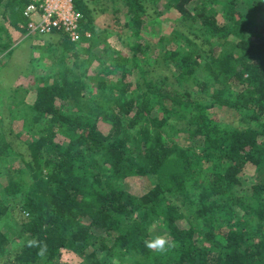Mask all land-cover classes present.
Masks as SVG:
<instances>
[{"label": "trees", "instance_id": "16d2710c", "mask_svg": "<svg viewBox=\"0 0 264 264\" xmlns=\"http://www.w3.org/2000/svg\"><path fill=\"white\" fill-rule=\"evenodd\" d=\"M121 1V30L135 38L127 48L98 34L88 0H74L92 38L73 44L58 36L51 46L52 68L35 76L34 116L22 118L33 138L29 156L0 130V257L8 264H62L64 253L76 257L71 264H264V0ZM27 3L0 0L18 31ZM160 5L175 10L188 32L162 51L143 36ZM155 50L170 77L151 70ZM180 50L187 54L176 61ZM217 109L235 112L240 125L219 124ZM132 178L151 184L136 194L127 186ZM155 236L171 247L146 248Z\"/></svg>", "mask_w": 264, "mask_h": 264}, {"label": "rangeland", "instance_id": "374dc122", "mask_svg": "<svg viewBox=\"0 0 264 264\" xmlns=\"http://www.w3.org/2000/svg\"><path fill=\"white\" fill-rule=\"evenodd\" d=\"M88 2L93 10L98 34L105 36L112 44H115L121 38L125 41L126 48L131 47L135 38L133 36L127 37L126 32L121 30L126 22L124 3L121 0H88ZM161 5L165 4L161 3ZM161 5L157 9L159 14H154L155 17L152 16L149 19V24L143 29V36L144 40L151 46H156L155 49L162 51L164 50L162 47L168 49L176 47V44L171 43L174 39L182 43L179 37L180 34H188V32L181 24L180 16L175 10ZM153 7L154 5H151V8ZM117 9L120 11H117ZM7 17L0 11V119L2 120L0 130L12 144L16 153L28 157L30 153L28 144L32 142L33 138L29 135V130L23 127L22 118L34 116L30 106L34 99L33 91H35L37 85L35 76L40 74L41 70L46 68L45 66L52 68L48 57H50L51 46L54 47L53 45L58 43V36H35L22 41V33L11 25ZM55 48L58 49L57 46ZM126 48L124 51L128 53ZM118 49H122V47L119 46ZM44 53H47V57L42 63L43 65L35 69V73H33L32 62ZM158 53L156 50L151 53L153 60L151 70L156 71L157 77H170L172 71L166 68L165 62L162 61L165 58L162 59V56ZM186 54V51L180 50V55L176 61H180ZM171 82L174 81L171 80ZM187 83L195 88L197 77L190 78ZM12 92H18L13 97L16 101L12 99L15 111L8 108ZM211 115L221 125L228 127L240 125L239 116L233 111L217 109ZM248 173L254 176L255 168H248ZM5 183L6 177L0 176V190L2 193L5 192V188L2 187V185L5 186ZM150 184L149 180L143 178H132L127 182L129 190L136 194L144 193ZM12 254L11 249L8 251V255ZM74 261H76V257L70 253H64L61 259L62 264H71ZM0 264H8V259L0 257Z\"/></svg>", "mask_w": 264, "mask_h": 264}, {"label": "built area", "instance_id": "2783aa9c", "mask_svg": "<svg viewBox=\"0 0 264 264\" xmlns=\"http://www.w3.org/2000/svg\"><path fill=\"white\" fill-rule=\"evenodd\" d=\"M82 20L74 0H28L18 28L22 41L35 36H63L76 44L92 38L90 32L82 31Z\"/></svg>", "mask_w": 264, "mask_h": 264}, {"label": "clouds", "instance_id": "9594fccd", "mask_svg": "<svg viewBox=\"0 0 264 264\" xmlns=\"http://www.w3.org/2000/svg\"><path fill=\"white\" fill-rule=\"evenodd\" d=\"M145 247L157 252H164L171 247L169 241L163 236H155L144 241Z\"/></svg>", "mask_w": 264, "mask_h": 264}]
</instances>
